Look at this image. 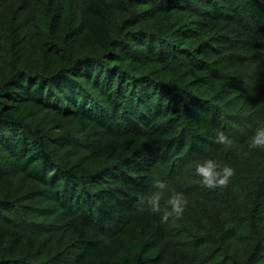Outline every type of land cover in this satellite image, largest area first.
<instances>
[{"label": "trees", "instance_id": "16d2710c", "mask_svg": "<svg viewBox=\"0 0 264 264\" xmlns=\"http://www.w3.org/2000/svg\"><path fill=\"white\" fill-rule=\"evenodd\" d=\"M258 123L264 0H0V264H159L204 233L264 264ZM160 171L179 219L149 211Z\"/></svg>", "mask_w": 264, "mask_h": 264}, {"label": "clouds", "instance_id": "9594fccd", "mask_svg": "<svg viewBox=\"0 0 264 264\" xmlns=\"http://www.w3.org/2000/svg\"><path fill=\"white\" fill-rule=\"evenodd\" d=\"M250 149L264 150V123H258L251 136L248 138ZM217 143L224 146H231L232 139L224 133L217 136ZM195 173L201 177L200 183L208 189H222L228 186L230 179L235 173V169L227 163H223L214 158H206L203 162L197 163ZM155 191L149 201V211L160 216L162 222H167L170 218H181L188 206V199L182 191L172 189V194L166 197L167 207H161V199L168 188L167 181L155 180Z\"/></svg>", "mask_w": 264, "mask_h": 264}, {"label": "rangeland", "instance_id": "374dc122", "mask_svg": "<svg viewBox=\"0 0 264 264\" xmlns=\"http://www.w3.org/2000/svg\"><path fill=\"white\" fill-rule=\"evenodd\" d=\"M165 175L166 174H164V172L162 171L158 172L156 174V180H165ZM249 231L247 234H252V232L250 231V233ZM188 242L192 244V247L190 249L186 248V253L180 251L179 246L176 243V236L170 240L171 246L168 249L166 245L167 243H165V241L159 242L158 246L163 248L162 257L159 264H188V261H190L192 257L203 259L202 261L204 262V264H238L236 262V259L233 257V250L224 251L222 249L223 244L221 245V247H219V242H216V240L213 238V234H208L207 236H205L204 233V236L200 237L191 236ZM253 246V241L251 239L243 242V249L245 251L252 252ZM233 247L235 248V244L233 245ZM247 254L249 257V254L251 253L247 252ZM188 256L191 258H188ZM248 259L250 260V257ZM253 259L254 257L251 256L252 261ZM197 263L191 262L189 264Z\"/></svg>", "mask_w": 264, "mask_h": 264}]
</instances>
